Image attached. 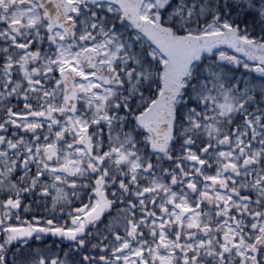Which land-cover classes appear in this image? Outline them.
Here are the masks:
<instances>
[{
  "label": "snow or ice",
  "instance_id": "6c2138e0",
  "mask_svg": "<svg viewBox=\"0 0 264 264\" xmlns=\"http://www.w3.org/2000/svg\"><path fill=\"white\" fill-rule=\"evenodd\" d=\"M0 264H264V0H0Z\"/></svg>",
  "mask_w": 264,
  "mask_h": 264
}]
</instances>
